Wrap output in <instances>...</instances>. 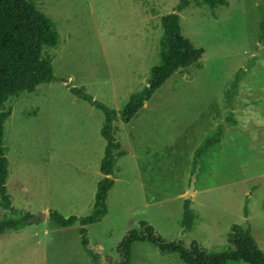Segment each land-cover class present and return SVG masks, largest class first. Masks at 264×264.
Masks as SVG:
<instances>
[{"label": "rangeland", "instance_id": "374dc122", "mask_svg": "<svg viewBox=\"0 0 264 264\" xmlns=\"http://www.w3.org/2000/svg\"><path fill=\"white\" fill-rule=\"evenodd\" d=\"M35 1L60 35L58 46L46 49L55 80L11 97L4 145L12 205L47 219L2 233L0 264H95L80 222L61 227L49 217L52 210L90 214L104 176L105 114L70 88L84 87L120 110L160 62L161 19L179 0ZM228 1L192 2L180 12L183 35L204 48L202 65L175 72L130 122H116L124 154L108 213L88 226L89 247L102 264L121 262L119 243L142 221L167 240L198 241L216 251L228 247L231 226L242 224L264 251V0ZM220 128L221 142L199 163L190 192L195 151ZM186 198L196 219L184 232ZM6 214L0 206V220ZM131 264L186 263L178 253L136 242Z\"/></svg>", "mask_w": 264, "mask_h": 264}, {"label": "trees", "instance_id": "16d2710c", "mask_svg": "<svg viewBox=\"0 0 264 264\" xmlns=\"http://www.w3.org/2000/svg\"><path fill=\"white\" fill-rule=\"evenodd\" d=\"M192 2L209 6L229 5L228 0H179L174 10L162 16L163 35L160 40V62L150 69L146 85L132 93L120 110L113 109L95 100L84 87L73 86L71 92L101 109L105 114L102 136L106 140L100 171L104 175L97 184L92 212L85 216H65L58 210L50 212V219L58 226L69 227L80 222L79 232L83 246L92 255L95 264H102L100 254L90 249L88 226L100 222L108 213L107 197L115 183L114 172L118 157L124 154L121 142L117 140L116 122H130L144 108L164 82L180 69L190 65H202L204 48L196 47L182 32L180 12ZM261 36L264 40V20L261 22ZM60 35L54 20L36 4L35 0H0V206L8 211L0 220V235L8 229H19L32 222L41 221L30 212L16 209L8 192L10 162L4 145L5 123L12 115L7 103L22 92H33L42 83L55 80L52 59L46 49L55 48ZM239 75L234 80L237 87ZM231 98V96H229ZM224 131L206 139L194 154L193 172L202 159L215 151ZM15 214L14 217L12 215ZM196 219L191 199L186 198L182 219L183 231L192 229ZM136 242H150L163 253H178L186 264H226L229 261H244L248 264H264V251L252 235L251 229L242 224H233L228 232V247L209 250L198 241L186 246L181 239L167 240L147 221L129 231L118 245L121 256L119 264H131V250Z\"/></svg>", "mask_w": 264, "mask_h": 264}, {"label": "water", "instance_id": "95a60500", "mask_svg": "<svg viewBox=\"0 0 264 264\" xmlns=\"http://www.w3.org/2000/svg\"><path fill=\"white\" fill-rule=\"evenodd\" d=\"M198 172L199 170L197 169L196 172L192 175L191 177V187H190V192H194V189H195V183L197 181V177H198ZM46 218L47 217V214L46 213H37L35 214V218Z\"/></svg>", "mask_w": 264, "mask_h": 264}, {"label": "crops", "instance_id": "0c3cea01", "mask_svg": "<svg viewBox=\"0 0 264 264\" xmlns=\"http://www.w3.org/2000/svg\"><path fill=\"white\" fill-rule=\"evenodd\" d=\"M147 103V102H146ZM47 219V218H46Z\"/></svg>", "mask_w": 264, "mask_h": 264}]
</instances>
